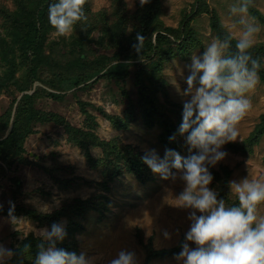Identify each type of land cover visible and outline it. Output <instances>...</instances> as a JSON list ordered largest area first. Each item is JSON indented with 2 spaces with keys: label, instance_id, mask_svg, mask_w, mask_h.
<instances>
[{
  "label": "rangeland",
  "instance_id": "obj_1",
  "mask_svg": "<svg viewBox=\"0 0 264 264\" xmlns=\"http://www.w3.org/2000/svg\"><path fill=\"white\" fill-rule=\"evenodd\" d=\"M150 2L141 6L140 0H88L86 31L77 25L70 38L59 36L50 25L48 4L44 18L49 30L35 60L32 52L29 59H23L21 36L13 30L5 13L17 9L16 0H0V37L3 38L0 51L6 45L9 55V60L0 58V116L14 99L24 93H35L37 109L58 113L74 126L94 130L103 141H119L142 156L155 149L163 158L168 148L161 138L168 123L177 127L182 123L184 98L178 88L187 87L186 65L191 63V55L202 54L212 38L218 37L222 30L225 32L228 8L236 0H159L154 12L147 10ZM250 15L261 26L252 51L260 58L264 71V0H252ZM186 26L187 33L194 32V40L186 47L189 57L172 56L169 48L180 49L182 38L178 37ZM158 32L169 38L160 53L154 49L143 61L130 57L139 56L132 47L137 42V33L146 38L141 54L145 57L149 41L155 44ZM81 55H84L82 60ZM126 55L130 58L128 71L119 77L109 75L110 66L124 61ZM36 64L40 67L36 77L34 74L32 81H28L31 67ZM259 75L260 84L250 94L252 107L238 126L240 137L224 145L222 151L228 155L209 168L213 176L209 187L217 192L218 199H225L226 205L238 203L231 193L230 181L264 179V133L254 144L246 142L264 120V80L260 72ZM76 81L81 83L75 85ZM145 85L149 93L154 92L159 108L152 127L145 120L150 106L140 91ZM50 93L62 95V99L57 100ZM134 113L136 119L131 120ZM107 115L115 118L109 119ZM34 127L36 132L24 142L23 157L28 158V163L14 162L0 175V244L13 250L29 235L43 241L39 231L57 223L64 226L67 235L56 246L78 255L83 252L95 258V264H108L120 249L135 252L139 264H181L176 255L191 224L190 210L180 207L175 200L183 191L182 181L164 180L152 170L143 179L122 168V173L114 176L105 190L100 183L114 169L113 165L104 164L101 146L89 147L97 159V165L91 167L84 150L69 141L63 125L47 122L35 123ZM175 139L177 144L172 149L182 157L196 151H189L185 138L178 132ZM225 168L230 171L228 177ZM99 197H104L100 205L102 213L89 208L77 214L70 208L78 199L94 198L96 202L100 201ZM10 205H14L15 223L9 217ZM26 209L34 210L41 218L23 214ZM145 246L157 251L169 249L171 254L147 261ZM8 264L16 263L9 260Z\"/></svg>",
  "mask_w": 264,
  "mask_h": 264
},
{
  "label": "clouds",
  "instance_id": "obj_2",
  "mask_svg": "<svg viewBox=\"0 0 264 264\" xmlns=\"http://www.w3.org/2000/svg\"><path fill=\"white\" fill-rule=\"evenodd\" d=\"M87 3L58 0L49 5L48 20L59 36L70 38L77 25L86 31ZM148 3L140 0L141 6ZM251 4L252 0H236L230 5L224 35L212 38L203 53L191 55V63L186 65L187 87L178 88L184 98L178 134L185 138L190 152L196 151L182 157L173 149H165L161 158L153 149L142 157L162 179L184 183L175 200L190 210L191 224L176 255L181 264H264V179L230 181L231 193L238 201L232 205L218 199L217 192L209 187L213 181L209 168L228 155L222 151L223 146L240 137L238 126L250 111V94L261 80V60L252 51L261 26L250 15ZM145 39L137 33V42L132 45L141 61ZM172 83L175 86V81ZM13 212L14 205H10L9 217L15 223ZM39 235L48 246L39 245L34 264H95V258L83 252L78 255L56 246L67 235L63 225L53 223L50 229H41ZM14 255L13 250L0 244V264H8ZM108 264L139 262L135 252L120 249Z\"/></svg>",
  "mask_w": 264,
  "mask_h": 264
},
{
  "label": "trees",
  "instance_id": "obj_3",
  "mask_svg": "<svg viewBox=\"0 0 264 264\" xmlns=\"http://www.w3.org/2000/svg\"><path fill=\"white\" fill-rule=\"evenodd\" d=\"M57 0H16L17 2V9L13 12H9L5 10V13L10 18L9 24L13 25V30L17 31L20 36L21 40L19 42V45L21 46L20 51L22 54L23 59H29V52H32L33 59H37V54H41V49L43 48L44 39L46 38L47 31L49 30V25H47L45 21V13L48 7V4H52V2H55ZM150 5H148L147 10H154L159 6V0H150ZM156 7V8H155ZM4 13V14H5ZM215 20V19H214ZM216 21V20H215ZM215 26L218 27V23L213 22ZM9 25V26H10ZM186 28H183L180 32V34H183L181 37H178V39L182 40L180 41V49L176 51L175 48H169L172 53V56L180 55L184 59H188V50L186 49L188 42H191L194 40V32H186ZM224 35V32L222 30L221 33H219V36L222 37ZM168 36L165 33L158 32L155 37V44H153V41H149L147 50L145 51V57L142 56V58H149L151 54L153 53V50L155 49L157 52H161L162 47L164 46V42L167 40ZM169 39V38H168ZM3 38L0 37V41H2ZM5 43V42H4ZM3 43V44H4ZM6 46V45H5ZM3 47L0 51V58L4 61L9 60V55L7 54V47ZM155 51V52H156ZM10 54V53H9ZM2 56V57H1ZM36 57V58H35ZM140 59V56H133ZM84 58V55L79 56V59L82 60ZM124 58H121V60ZM130 58L126 55V58L124 61H119L116 64H113L108 69V74L119 77L124 74V72L128 71V67L130 66ZM133 59V60H134ZM12 60H14V57L12 56ZM40 67H37L36 65H33L31 67V73L30 78L28 81H32L31 78L36 77L37 71ZM161 65L159 66L160 71ZM101 71V70H100ZM261 76L264 80V71L261 68L260 69ZM93 75V74H92ZM141 75V74H139ZM77 84H80L81 82L76 81ZM29 84V83H28ZM153 85L157 86V84L153 83ZM25 87L22 88L20 91H24ZM27 90V89H26ZM142 91V98L145 101H148V105L150 106L149 109L146 110L145 120L146 122L152 127L157 115L158 106L156 101V96L153 93H149V88L145 85V89H140ZM50 95L57 99L61 100L62 95H58L55 93H50ZM15 106V108H14ZM14 108V114L12 115V109ZM83 109V108H82ZM85 113V111L83 109ZM136 114H132V119H136ZM109 119H114L113 117H110L107 115ZM129 120V121H131ZM127 121V122H129ZM53 123L58 125H63L65 132L68 135L69 141H71L73 144L78 145L81 147V149L84 150V155L87 159V162L90 164L91 167H95L97 165V159H95L89 150L90 146H101L103 148V151L105 153L104 156V164L105 162L109 165H113V172H111V175H109L108 178L104 179L102 183H100L105 190H108V182L113 180L114 176H117L121 174L122 168H126L128 171H133L137 173L138 176L144 178H147L150 176L151 169L143 162L142 155H140L137 152H133L130 149L129 145H124L121 142H117L116 140H110V141H103L101 139L97 138V135L94 130H85L81 127H77L66 121V119L55 112H49V111H43L40 109H37L35 107V93H24L20 96L19 99H14L12 103L10 104V107L7 109V111L0 116V175L3 173V169H10L12 164L14 162L19 163H28V158L23 157L25 153L24 148V142L25 140L32 134L36 132V129L34 127L35 123ZM169 122V121H168ZM127 126V124H125ZM178 127L174 125L173 123H168L167 128L165 129V132L162 135L161 142L162 144L168 148L172 149L174 146H176L177 142L176 139L172 140L170 137H173L177 134ZM264 133V120L255 128L254 132L251 134V136L246 141L248 144H254L256 140L261 137V135ZM24 158L21 159V158ZM21 159V160H20ZM11 164V165H10ZM11 166V167H10ZM225 174L228 177L230 174V171L225 168ZM107 198V197H106ZM100 201L96 200L94 202V198H89L86 200H80L78 199L75 204H71L70 208L72 210H75L77 214L81 212V210H87V209H95L98 210L100 213L103 212V207L100 205L103 202L104 197H99ZM232 204H236L235 201H233ZM104 206V205H103ZM23 210V209H22ZM21 210V211H22ZM23 214L28 215L29 217L33 219L41 218L39 213H36L32 209H26ZM57 214V213H56ZM47 217V216H46ZM80 228H82L81 225H79ZM142 240V238H140ZM142 242V241H140ZM44 244L45 247L48 245L45 244L41 239L33 236H27L24 238L21 242V244L13 249V252L15 255L11 259L12 261H15L16 264H34L35 257L39 252V245ZM28 246V248H26ZM65 246V244H63ZM147 251V261L151 260L154 257L157 256H165L171 254V251L169 249H162V250H152L149 246H145ZM152 250V251H151Z\"/></svg>",
  "mask_w": 264,
  "mask_h": 264
}]
</instances>
